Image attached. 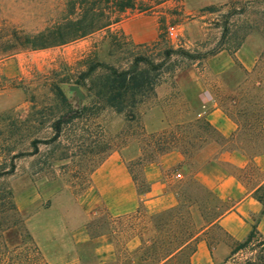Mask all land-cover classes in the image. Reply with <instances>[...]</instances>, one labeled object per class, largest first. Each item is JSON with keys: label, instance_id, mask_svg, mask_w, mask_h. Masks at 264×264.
Returning <instances> with one entry per match:
<instances>
[{"label": "rangeland", "instance_id": "rangeland-1", "mask_svg": "<svg viewBox=\"0 0 264 264\" xmlns=\"http://www.w3.org/2000/svg\"><path fill=\"white\" fill-rule=\"evenodd\" d=\"M147 14L157 17L159 38L135 46L118 26ZM143 60L161 65L153 93L134 107L126 102L122 113L99 99L105 67L126 71L139 62L143 70ZM210 101L238 124L234 147L264 150V0H0V204L13 195L47 264H125L140 239L129 242L132 218L92 208L96 169L119 153L147 188L145 167L179 151L184 186H194L212 153L204 146H231L206 126L201 113ZM101 236L114 245L106 263L96 254ZM223 238L210 234L213 244Z\"/></svg>", "mask_w": 264, "mask_h": 264}, {"label": "crops", "instance_id": "crops-1", "mask_svg": "<svg viewBox=\"0 0 264 264\" xmlns=\"http://www.w3.org/2000/svg\"><path fill=\"white\" fill-rule=\"evenodd\" d=\"M128 41L135 46L156 42L160 35L157 17L140 15L121 22L118 26ZM211 101L206 107L211 105ZM210 107V106H209ZM220 139L231 146L208 143L202 153L211 152L206 163L195 173L196 180L225 202L228 210L218 219L207 236L198 241L189 264H224L231 255L232 244L244 241L253 229L264 237V207L256 199L255 192L264 186V152L249 155L233 146L238 137L239 126L222 108L212 104L201 113ZM185 155L179 151L165 153L158 163L145 167V176L150 192L141 197L121 154L113 153L96 169L93 189L96 194L92 208L104 206L112 217H123L136 213L140 207L149 214L173 209L178 205L177 186L186 183ZM214 230L223 233L210 248V234ZM99 240L97 257L106 263L114 256V245L109 239ZM137 239L130 240L133 242ZM137 247V246H136Z\"/></svg>", "mask_w": 264, "mask_h": 264}, {"label": "trees", "instance_id": "trees-1", "mask_svg": "<svg viewBox=\"0 0 264 264\" xmlns=\"http://www.w3.org/2000/svg\"><path fill=\"white\" fill-rule=\"evenodd\" d=\"M128 8L131 6H119L118 11L124 13ZM119 21L117 18L114 22L107 20L97 23L93 27L79 31L71 37V40L87 36ZM143 61L147 66L143 70L139 69V62L126 71L105 67L107 74L100 79L98 86L99 99L122 113L126 102L134 107L142 101L141 99L153 93L158 84V78L153 75V72L159 70L161 65H154L148 60ZM206 126L216 133L208 122ZM237 148L246 151L238 146ZM262 152L264 150L260 149L254 154ZM191 182L194 186H177L178 205L175 208L149 214L146 209L140 207L135 216L128 215L127 218L133 219L129 227L132 234L130 240L138 237L141 244L134 255L129 256L125 264H189L198 241L202 236L209 234V230L215 227L218 219L228 210L227 204L208 188L202 186L196 180L195 174ZM137 188L141 197L150 192V186L147 188L137 186ZM254 195L264 207V186ZM5 199L6 201L0 204V264H47L26 228L13 195L8 193ZM219 204L221 206L225 204L226 207L218 213L215 211ZM139 216L143 219L140 231L137 233L138 226L135 221ZM15 238L21 241L17 242ZM209 242L210 248L213 247L211 239ZM232 245L231 255L225 263L235 259L234 257L239 254H244L245 257L241 261L234 260V263L264 264V237L260 235L256 225L244 241L235 242ZM20 253L25 255L21 256ZM137 254H139L138 263L135 262Z\"/></svg>", "mask_w": 264, "mask_h": 264}, {"label": "built area", "instance_id": "built-area-1", "mask_svg": "<svg viewBox=\"0 0 264 264\" xmlns=\"http://www.w3.org/2000/svg\"><path fill=\"white\" fill-rule=\"evenodd\" d=\"M167 35L173 41L178 40L179 38V34L175 27H170L167 31Z\"/></svg>", "mask_w": 264, "mask_h": 264}]
</instances>
